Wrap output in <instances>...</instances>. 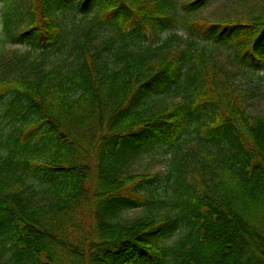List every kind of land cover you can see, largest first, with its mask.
I'll return each mask as SVG.
<instances>
[{"label": "trees", "instance_id": "trees-1", "mask_svg": "<svg viewBox=\"0 0 264 264\" xmlns=\"http://www.w3.org/2000/svg\"><path fill=\"white\" fill-rule=\"evenodd\" d=\"M176 1L0 0V67L7 43L29 48L0 78V264H264V113L198 41L263 70L264 9L208 20L196 14L212 0L184 1V16ZM72 10L80 22L58 19ZM162 147L164 174L128 172Z\"/></svg>", "mask_w": 264, "mask_h": 264}, {"label": "rangeland", "instance_id": "rangeland-1", "mask_svg": "<svg viewBox=\"0 0 264 264\" xmlns=\"http://www.w3.org/2000/svg\"><path fill=\"white\" fill-rule=\"evenodd\" d=\"M27 0H16V2L26 3ZM186 0H177L176 5L182 16L185 15L186 11L182 9V3ZM264 9V0H212L210 3L203 7L196 16L203 17L208 20L214 19H227L236 17H249L252 13H257ZM94 12L91 15H93ZM82 14L78 10H72L66 14H60L58 19L64 21L67 24H73L81 21ZM28 18V15H27ZM1 26L3 24L1 23ZM0 26V30L1 27ZM176 33L179 34V38L182 40H176L181 43L182 46L185 45V41L189 37L188 31L180 26L176 29ZM172 32H166L163 34V38H168L171 36ZM199 46L206 47L212 52L214 62L222 67L230 79L234 82L237 88L245 90L248 93L247 104L248 109L252 113H264V69L260 71L248 70L241 66L238 61L234 58L231 50L215 43L207 42L204 40H198ZM28 46L24 44H11L7 43L4 48L5 65L0 67V78L10 77L12 78L15 74L21 72V70L26 69L24 67L23 61L28 56H24L28 52ZM60 53L56 50L52 52V56H58ZM34 57V56H33ZM181 99V94L175 93L174 91L170 94L164 95H154L146 98L147 108L152 111L160 110V108L171 101H179ZM7 120L0 119V129L7 126ZM192 134L185 136L182 139L183 148L194 144L195 142L190 140L191 136H195V128H192ZM172 149L169 148H156L150 152L143 153L140 157L134 160L128 168L129 173L142 174V173H158L164 174L167 171L168 163L172 154ZM36 188H39L41 182L38 179L29 178ZM152 193L149 191H144L146 197H148L153 205L151 208L152 212L159 215H163L171 210V202L168 195L161 187H157L155 184L150 187ZM149 211L148 206H139L128 209L123 214V219L132 220L134 218L140 217ZM172 241V239L170 240ZM253 250V249H252ZM253 254L256 252L253 250Z\"/></svg>", "mask_w": 264, "mask_h": 264}]
</instances>
